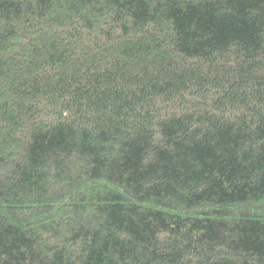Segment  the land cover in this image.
<instances>
[{"label":"trees","instance_id":"obj_1","mask_svg":"<svg viewBox=\"0 0 264 264\" xmlns=\"http://www.w3.org/2000/svg\"><path fill=\"white\" fill-rule=\"evenodd\" d=\"M0 264H264V0H0Z\"/></svg>","mask_w":264,"mask_h":264}]
</instances>
